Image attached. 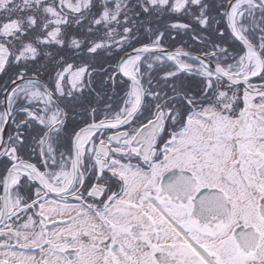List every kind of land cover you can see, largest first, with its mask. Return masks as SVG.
Here are the masks:
<instances>
[{"label": "snow or ice", "instance_id": "obj_1", "mask_svg": "<svg viewBox=\"0 0 264 264\" xmlns=\"http://www.w3.org/2000/svg\"><path fill=\"white\" fill-rule=\"evenodd\" d=\"M0 264H264V0H0Z\"/></svg>", "mask_w": 264, "mask_h": 264}]
</instances>
